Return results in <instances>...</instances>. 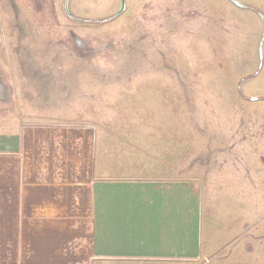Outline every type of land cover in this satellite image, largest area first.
Masks as SVG:
<instances>
[{
    "label": "rangeland",
    "instance_id": "1",
    "mask_svg": "<svg viewBox=\"0 0 264 264\" xmlns=\"http://www.w3.org/2000/svg\"><path fill=\"white\" fill-rule=\"evenodd\" d=\"M236 1L125 0L115 16L120 0H69L70 15L65 0H0V111L25 98L144 147L169 133L176 176L249 215L251 264H264V0Z\"/></svg>",
    "mask_w": 264,
    "mask_h": 264
},
{
    "label": "crops",
    "instance_id": "2",
    "mask_svg": "<svg viewBox=\"0 0 264 264\" xmlns=\"http://www.w3.org/2000/svg\"><path fill=\"white\" fill-rule=\"evenodd\" d=\"M12 100L0 111V264H195L226 248L251 264L249 215L176 176L169 133L144 147L92 117Z\"/></svg>",
    "mask_w": 264,
    "mask_h": 264
},
{
    "label": "water",
    "instance_id": "3",
    "mask_svg": "<svg viewBox=\"0 0 264 264\" xmlns=\"http://www.w3.org/2000/svg\"><path fill=\"white\" fill-rule=\"evenodd\" d=\"M68 1H69V0H65L64 7H65V11H66L67 15H70L69 10H68ZM231 1H232L234 4H236L237 6H239V7H244L243 4L237 2L236 0H231ZM124 9H125V0H120V8H119V10L117 11V13H116L115 16L121 14V13L124 11ZM260 48H261V46H260Z\"/></svg>",
    "mask_w": 264,
    "mask_h": 264
}]
</instances>
